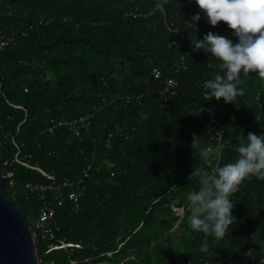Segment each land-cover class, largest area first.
<instances>
[{"label":"trees","instance_id":"16d2710c","mask_svg":"<svg viewBox=\"0 0 264 264\" xmlns=\"http://www.w3.org/2000/svg\"><path fill=\"white\" fill-rule=\"evenodd\" d=\"M160 2L0 0V40L8 39L0 48V168L12 173L3 191L34 231L40 200L24 185L47 179L3 163L13 142L47 174L80 177L84 187L76 212L56 207L53 240L35 232L40 264H260L264 179L241 182L230 197L236 221L223 239L208 237L207 253L198 251L204 234L189 226L187 195L203 172L236 162L246 143L239 137L264 135V79L242 72L235 103L204 100V82L222 70L203 49L193 51L191 34L238 37L223 21L212 26L195 0H170L163 12ZM198 13L197 27L189 26ZM167 78L175 86L164 101ZM78 117L87 125L46 129L51 119ZM209 147L205 163L200 151ZM104 159L112 166L80 176L86 163ZM59 239L78 246L46 251Z\"/></svg>","mask_w":264,"mask_h":264},{"label":"clouds","instance_id":"9594fccd","mask_svg":"<svg viewBox=\"0 0 264 264\" xmlns=\"http://www.w3.org/2000/svg\"><path fill=\"white\" fill-rule=\"evenodd\" d=\"M204 12L212 26L225 22L239 42L235 43L218 33H207L204 38L197 39L191 34V47L199 52L203 49L210 54V59L220 61L221 73L204 82V100L217 101L223 99L226 103H235L238 96L244 95V90L238 88L241 73H257L264 79V0H195ZM170 0H162L156 7L163 12ZM200 14L189 18V26H196ZM212 114V113H210ZM211 122V121H210ZM213 123V122H211ZM199 137L193 134V147L199 144ZM246 140L240 143L239 154L235 163H228L214 170V174L203 172L200 187L188 193L189 226L196 232L204 234L198 249L201 253L209 251L208 237L223 239L235 223L233 215L234 204L230 199L238 186L246 178L255 175L264 179V135L249 133ZM212 149L203 148L200 156L207 163ZM250 249L245 255L253 257ZM264 256V255H263ZM262 258V257H261ZM264 264V259H260Z\"/></svg>","mask_w":264,"mask_h":264},{"label":"built area","instance_id":"2783aa9c","mask_svg":"<svg viewBox=\"0 0 264 264\" xmlns=\"http://www.w3.org/2000/svg\"><path fill=\"white\" fill-rule=\"evenodd\" d=\"M8 39L0 40V48L3 47L7 43ZM155 75L159 76V72L156 70ZM166 83L160 87V94L162 95L163 100L165 101L170 94L172 88L175 86V80L172 78H167ZM0 93H2V79L0 75ZM168 93V94H167ZM210 121H214L213 114H210ZM75 123L79 124L81 127L87 125L86 117H78L70 120L67 119H51L46 126L47 131H52L61 125H74ZM214 123V122H213ZM218 135V133H217ZM13 142V141H12ZM13 145L16 147V150L13 152V155L10 159L4 160L5 165H11L12 163H17L23 167L36 169L42 175H44L47 179L45 182H26L24 188L30 195H34L38 198L39 205L36 211V217L33 221L32 231L33 237L35 236V232H39L42 237H46L49 240H53L55 238L53 227H52V218L55 213V209L58 206H61L67 203L73 212L78 210L80 198L84 192V187L80 185L81 178L78 179H55V177L51 174H47L41 168H39L36 164L31 163V155L29 152L21 151L18 143L13 142ZM108 145V142L106 143ZM112 162L104 159L102 162L94 163L88 162L86 163L80 171L81 177H87L92 171L98 172L101 167H111ZM5 179L9 180L10 185L12 184V173L10 171L5 172ZM112 173V172H111ZM48 193V194H47ZM174 211L178 214L182 213L181 208L174 207ZM73 246H78V244H73L65 241L64 239H59L57 243H52L49 245L46 251L55 248H71ZM261 259H264L262 256ZM40 262V261H39ZM74 261H71V264ZM53 264V263H51ZM214 264H220L219 262H215Z\"/></svg>","mask_w":264,"mask_h":264},{"label":"water","instance_id":"95a60500","mask_svg":"<svg viewBox=\"0 0 264 264\" xmlns=\"http://www.w3.org/2000/svg\"><path fill=\"white\" fill-rule=\"evenodd\" d=\"M6 175L0 168V264H40L25 213L3 191Z\"/></svg>","mask_w":264,"mask_h":264}]
</instances>
